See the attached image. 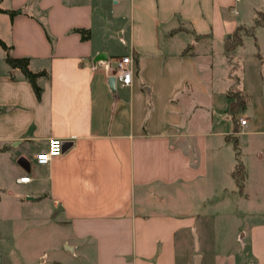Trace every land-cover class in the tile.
Here are the masks:
<instances>
[{
  "label": "crops",
  "instance_id": "obj_1",
  "mask_svg": "<svg viewBox=\"0 0 264 264\" xmlns=\"http://www.w3.org/2000/svg\"><path fill=\"white\" fill-rule=\"evenodd\" d=\"M0 9L21 10H0L10 55L45 73L36 97L0 47V221L22 208L36 223L46 207L65 230V256L40 249L37 264H264V24L253 23L264 0H0ZM239 27L251 32L225 51ZM98 53L130 56L131 83L110 91ZM235 91L246 98L237 132L226 113ZM50 137L61 154L38 164ZM225 208L237 247L221 255L207 235ZM2 238L6 264H30Z\"/></svg>",
  "mask_w": 264,
  "mask_h": 264
},
{
  "label": "rangeland",
  "instance_id": "obj_2",
  "mask_svg": "<svg viewBox=\"0 0 264 264\" xmlns=\"http://www.w3.org/2000/svg\"><path fill=\"white\" fill-rule=\"evenodd\" d=\"M249 48L251 49V44L249 38H246ZM110 46L112 52L119 55L121 54L122 48L117 40H110ZM3 202L8 205L9 196L2 197ZM48 209L45 207L42 211L38 212V219H35L37 222H28L31 218L30 211L26 209L19 208L15 211H12L11 218L12 222L4 223L0 221V237L2 238V246L6 248L10 244H14L18 250H20L26 255L27 262L30 264H37L38 260L36 259L38 250L48 249L49 256H51V250L59 252L62 257L65 256L61 246L60 241L65 234L63 227L58 226L56 223L52 222L47 213ZM1 212V210H0ZM2 213H0L1 215ZM55 218L59 217V214L54 213ZM42 218V219H41ZM1 220V217H0ZM28 220V221H27ZM10 223V225H9ZM210 228H208L207 239L213 242H208L211 252H219L221 255L224 253H232L233 250L237 247L236 233L233 227V222L229 219V209L225 208L220 212L216 213L214 217L209 220ZM13 246V245H12ZM3 249H1L2 252ZM0 252V253H1ZM209 252V253H211ZM55 253V252H54ZM5 263L6 260L0 256V263ZM11 264H15V260L10 261Z\"/></svg>",
  "mask_w": 264,
  "mask_h": 264
},
{
  "label": "trees",
  "instance_id": "obj_3",
  "mask_svg": "<svg viewBox=\"0 0 264 264\" xmlns=\"http://www.w3.org/2000/svg\"><path fill=\"white\" fill-rule=\"evenodd\" d=\"M1 10V9H0ZM4 12H7L10 17L14 16L15 14L21 13L20 9H15V10H1ZM255 25H263L264 24V12H258L256 15V18L254 19L253 22ZM75 32L79 34L80 39H87L88 38V30L86 29H74ZM251 32V29L247 28H236L235 31L231 35V39H229L227 42H225L224 49L225 51H230L233 49L237 44L240 43L241 35L242 34H249ZM0 47L4 51V62L11 68H18L24 78L29 82L31 85V88L35 94L36 97L39 96L40 93V87H38L35 83V80L37 77L45 75L43 71L40 72H31L27 69V62L28 59L26 57H21V58H15L12 57L9 53V47H7L1 40H0ZM229 97V103H228V108L226 110L227 115L229 116L231 122L233 123V131L237 132L236 128V122L238 115L243 112V110L246 107V98L243 94L239 92H229L228 94ZM233 147L236 152V141L233 140ZM237 155V153H236ZM232 177L239 189L242 186V181H243V169L240 161L236 157V162L234 164V169L232 171Z\"/></svg>",
  "mask_w": 264,
  "mask_h": 264
},
{
  "label": "built area",
  "instance_id": "obj_4",
  "mask_svg": "<svg viewBox=\"0 0 264 264\" xmlns=\"http://www.w3.org/2000/svg\"><path fill=\"white\" fill-rule=\"evenodd\" d=\"M132 60L128 55H122L117 58H113L104 61V68L107 70V77L113 76L115 84L125 87L131 83L132 76ZM238 122L240 125H245L246 120L239 117ZM62 141L56 137H50L47 139L46 148L39 153L35 154L34 160L38 164H45L51 158L57 157L61 154ZM29 178L27 176H21L17 178V182H27Z\"/></svg>",
  "mask_w": 264,
  "mask_h": 264
},
{
  "label": "water",
  "instance_id": "obj_5",
  "mask_svg": "<svg viewBox=\"0 0 264 264\" xmlns=\"http://www.w3.org/2000/svg\"><path fill=\"white\" fill-rule=\"evenodd\" d=\"M106 60V57L103 53H98L94 58H93V61H105ZM107 86L109 88L110 91H114L115 89V82H114V78L113 76H108L107 77ZM29 198V197H28Z\"/></svg>",
  "mask_w": 264,
  "mask_h": 264
}]
</instances>
